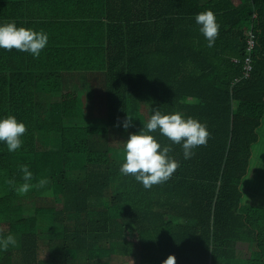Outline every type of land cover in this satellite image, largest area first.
<instances>
[{"label":"trees","instance_id":"trees-1","mask_svg":"<svg viewBox=\"0 0 264 264\" xmlns=\"http://www.w3.org/2000/svg\"><path fill=\"white\" fill-rule=\"evenodd\" d=\"M209 9L211 48L195 23ZM13 21L49 41L38 58L0 49V118L26 125L18 150L0 143V237L16 241L0 264H264V205L242 190L264 123V0H0ZM154 110L210 135L185 159L151 133L179 166L145 189L119 169Z\"/></svg>","mask_w":264,"mask_h":264},{"label":"clouds","instance_id":"clouds-1","mask_svg":"<svg viewBox=\"0 0 264 264\" xmlns=\"http://www.w3.org/2000/svg\"><path fill=\"white\" fill-rule=\"evenodd\" d=\"M195 23L207 41V46L213 47L219 34V23L215 13L210 9L197 13ZM48 41L49 36L44 30L36 31L23 26L18 27L14 21L0 23V49H16L38 58ZM131 120L130 116L125 118L123 124L125 129L130 126ZM157 130L173 144L181 146L185 159H190L194 155L195 148L207 144L210 135L207 126L191 116L185 117L180 112L163 114L159 110H154L143 128L138 133L130 134L124 142V162L119 169L122 175L134 176L145 189L170 179L179 166L178 161L169 156L170 147H162L151 134ZM25 132V123L18 121L15 116L0 118V143L6 145L9 152H14L21 147V137ZM21 171L25 181L32 178L27 165L21 166ZM28 188L29 185L25 183L21 191H27ZM15 242L11 234L0 237V250L7 249ZM163 264H176L175 255H169Z\"/></svg>","mask_w":264,"mask_h":264},{"label":"rangeland","instance_id":"rangeland-1","mask_svg":"<svg viewBox=\"0 0 264 264\" xmlns=\"http://www.w3.org/2000/svg\"><path fill=\"white\" fill-rule=\"evenodd\" d=\"M83 83L84 82H82V83L80 82L81 88L83 87ZM96 87H97V85H96ZM96 87H93L94 93L95 92L96 93L93 94V96H91L88 99V101H92L93 104H96L98 101H100V99H98L96 96V94H98V93L100 94V92L96 91ZM93 88H92V90H93ZM88 89H90V83L88 84ZM93 110H95V107ZM86 116L89 117L88 114ZM90 118H93V117H90ZM258 133L260 134L261 137H260L259 141L256 143V145L253 147V156H252L251 166L249 167V172H248L247 176L243 180L242 190L245 193L244 202L250 201V200L247 201V199H248V197L249 198L252 197L253 200H251V202H253V204H258L260 206H263L264 204L262 202H260L259 200L255 199V195H253V194L255 192H257L258 196H261L264 198V123L259 127ZM120 134H118V135H120ZM128 135L129 134L127 131V133H124V135L122 137L124 139H126ZM117 136H116V139H117ZM44 137L54 138L57 136L54 134H46ZM119 138L121 139V135L119 136ZM49 142L53 146V147H51V149L57 148V145H56L54 140H50ZM42 184H40V185H42ZM38 199L40 200V203H42V204L48 203L45 198L38 197ZM51 202L52 201H49V204H51ZM127 239H128V241H131L130 237H127ZM131 245L128 247L129 248L128 253L129 254L130 253L137 254V250H136L137 246L135 244H133L132 246ZM117 261L115 262V264L117 263ZM120 261H123V260L120 259ZM136 264H138V263H136Z\"/></svg>","mask_w":264,"mask_h":264},{"label":"built area","instance_id":"built-area-1","mask_svg":"<svg viewBox=\"0 0 264 264\" xmlns=\"http://www.w3.org/2000/svg\"><path fill=\"white\" fill-rule=\"evenodd\" d=\"M248 35H249V44H248L247 49H248V52L250 53L254 49L255 42H254L253 34L251 32H249ZM249 62H250V60L247 59V66H246L247 73H246V75H248V72L251 70V66H250Z\"/></svg>","mask_w":264,"mask_h":264},{"label":"crops","instance_id":"crops-1","mask_svg":"<svg viewBox=\"0 0 264 264\" xmlns=\"http://www.w3.org/2000/svg\"><path fill=\"white\" fill-rule=\"evenodd\" d=\"M257 194H258L257 192H255V193L253 194V195H255V199L259 200L260 202H262V203L264 204V198L261 197V196H258ZM248 200L251 201V200H253V199H252V197H251V198L248 197L247 201H248Z\"/></svg>","mask_w":264,"mask_h":264}]
</instances>
